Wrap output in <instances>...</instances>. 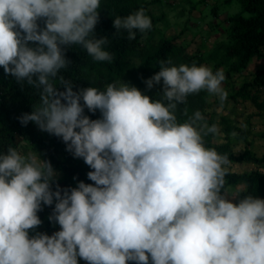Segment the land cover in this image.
Instances as JSON below:
<instances>
[{"label": "clouds", "instance_id": "1", "mask_svg": "<svg viewBox=\"0 0 264 264\" xmlns=\"http://www.w3.org/2000/svg\"><path fill=\"white\" fill-rule=\"evenodd\" d=\"M100 7L101 0H0V67L39 93L19 122L60 137L94 182L61 188L57 170L33 147L0 152V264H79L78 257L87 264H264V198L226 188L228 155L204 142L218 134L217 124L200 110L183 121L176 115L201 90L222 108L224 69L161 60L145 80L162 88L151 99L120 79L74 89L59 74L70 63L62 45L112 60L107 37L94 34ZM112 23L130 40L152 27L143 7ZM85 108L100 115L90 118ZM53 204L48 219L59 229L35 231L38 212Z\"/></svg>", "mask_w": 264, "mask_h": 264}, {"label": "trees", "instance_id": "2", "mask_svg": "<svg viewBox=\"0 0 264 264\" xmlns=\"http://www.w3.org/2000/svg\"><path fill=\"white\" fill-rule=\"evenodd\" d=\"M236 1L242 5L247 15L237 14L228 19L230 31L228 43L225 44V54L230 57L236 55L235 68L239 70L246 66L252 56L264 53V0ZM141 7L146 10V3L143 0H101V7L98 10L99 20L95 25L94 34L97 38L107 37L108 43L105 47L111 53L112 60L96 61L78 44L62 45L70 63L66 69H61L59 74L65 79H71L74 89L91 84L102 87L120 76L129 60L131 61V57L139 56L141 74L138 85H141L148 71L155 73L159 70L161 60H171L174 64L196 61L183 54L172 39H162L142 53L139 47L140 38L153 28V24L151 29L144 32L134 30L136 37L131 40L128 39L126 30H115L112 21L116 16H126ZM56 83L59 84V81L57 80ZM251 83L264 89V68L255 71ZM58 87L62 90V85ZM161 91V85L156 84V91L150 94V99L157 97ZM202 94L203 90L189 94L186 101L178 105L176 115L179 121L187 119L196 109H201ZM38 103L39 93L34 86L17 82L11 75L5 74L0 67V152L6 151L9 145L18 150L19 144L29 142L34 147L44 150L46 159L51 162L53 168L62 173L61 177L56 179V183H59L61 188L74 187L78 180L94 183L87 177L90 167L82 158L74 157L66 150L65 142L60 137L40 130L34 122H28L26 125L19 122L18 117L24 112L31 111L32 105ZM85 114L90 118H97L99 111L90 113L85 108ZM204 142L206 146L215 147L218 152L227 154L230 162H245L253 165V168L246 172L227 171L226 188L242 184L246 193H240L241 197L250 193L264 198V153L257 156L245 147L240 153L233 154L205 138ZM53 207L54 204L42 206V210L38 212L42 223H48L47 217L52 213ZM40 225L35 231H40ZM32 231L29 230L30 235Z\"/></svg>", "mask_w": 264, "mask_h": 264}, {"label": "rangeland", "instance_id": "3", "mask_svg": "<svg viewBox=\"0 0 264 264\" xmlns=\"http://www.w3.org/2000/svg\"><path fill=\"white\" fill-rule=\"evenodd\" d=\"M146 13L151 17L153 28L140 38L139 47L142 53L151 49L162 39H172L174 44L190 59L184 62L212 66L215 71L223 68L226 79L222 82L228 92L223 102L217 96L203 90L201 109L207 124H217L218 134L208 133L204 136L210 143L220 145L227 151L238 154L245 147L255 155L264 153V89L253 85L252 78L256 70L264 68V53L250 58L246 66L235 68L236 55L225 54V44L229 40L231 16L242 14V5L236 0H143ZM178 65V64H177ZM141 74L139 56L131 57L123 69L119 79L137 86L142 93L153 94L152 88L146 87L145 80L153 75L148 71L141 85L138 78ZM104 85H102L103 87ZM100 115V113H99ZM46 159L44 150L34 147L31 143L19 144L18 151L27 152L31 148ZM227 171L246 172L253 168L252 163L230 162L225 166ZM56 170V169H55ZM57 179L62 175L58 171ZM230 191L242 188V184L227 187ZM49 217V216H48ZM47 217V218H48ZM59 225L48 219L43 222L40 231L51 234L59 229ZM79 264L87 261L78 257Z\"/></svg>", "mask_w": 264, "mask_h": 264}]
</instances>
